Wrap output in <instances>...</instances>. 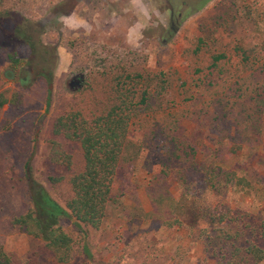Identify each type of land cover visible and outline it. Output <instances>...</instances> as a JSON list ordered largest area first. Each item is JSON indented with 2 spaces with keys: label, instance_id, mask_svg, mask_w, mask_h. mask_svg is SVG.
Listing matches in <instances>:
<instances>
[{
  "label": "rangeland",
  "instance_id": "rangeland-1",
  "mask_svg": "<svg viewBox=\"0 0 264 264\" xmlns=\"http://www.w3.org/2000/svg\"><path fill=\"white\" fill-rule=\"evenodd\" d=\"M163 16L161 0H0V245L15 264H264V0H204L168 36ZM117 86L143 112L129 128L139 145L126 144L96 228L60 219L72 249L57 262L11 223L28 208L24 163L64 207L83 159L53 124L103 113ZM174 117L197 150L189 177L175 159L163 177L149 151ZM213 164L234 174L218 192L199 169Z\"/></svg>",
  "mask_w": 264,
  "mask_h": 264
},
{
  "label": "trees",
  "instance_id": "trees-1",
  "mask_svg": "<svg viewBox=\"0 0 264 264\" xmlns=\"http://www.w3.org/2000/svg\"><path fill=\"white\" fill-rule=\"evenodd\" d=\"M239 50L241 57H245L244 49L240 47ZM220 57H222L221 54L212 55L211 66ZM43 76L46 81L45 106H47L50 79L47 74L43 73ZM119 78L120 76H118ZM111 93H113L112 100L103 113L87 121L84 118L77 120V114L71 112L58 117L53 124L56 133H61L63 137L72 138L78 142L83 159L82 168L71 173L67 178L70 196L64 207L57 203L41 184L32 179L29 163L25 162L23 166L28 191V208L13 217L11 223L27 236L40 240L43 250L57 262H68L72 249L71 237L61 229L60 219H71L72 224L77 228L81 224L96 228L104 215L105 206L110 200L112 179L119 162L124 158L123 153L125 152L126 156L133 153L125 150L126 144L139 145V142H132L135 137L131 135L129 128L136 110L138 113L143 112L139 111V106L137 109L132 107L128 88L124 90L117 86L111 90ZM139 99L140 110L143 109L145 112L152 103L150 96L148 99L146 91H142ZM143 105L144 107H142ZM160 109V102L157 101V110ZM197 115L204 116V113L199 110ZM178 122L174 117L164 132L162 128H159L156 137L154 134V145L149 150L153 153L159 151L163 154V156L158 155L157 157L159 172L163 177L167 174L172 159H175V165L182 163L179 170L176 167V173L180 174L181 178L184 173L185 177H189L187 174L189 171L185 170L183 164H190L197 151L194 145L188 143L178 131L176 132ZM156 138L157 140H155ZM199 169L204 177L205 185L212 192H218L223 183L230 182L234 176L233 171L224 170L215 164L206 168H203L202 165ZM243 183L248 184L246 180H243ZM199 211L202 213L201 209ZM206 211L211 212L207 208ZM207 221L212 225L215 223L213 214H208ZM242 229L243 227H240L238 231L240 232ZM261 230L264 233V229ZM0 264H15L1 245Z\"/></svg>",
  "mask_w": 264,
  "mask_h": 264
},
{
  "label": "flooded vegetation",
  "instance_id": "flooded-vegetation-1",
  "mask_svg": "<svg viewBox=\"0 0 264 264\" xmlns=\"http://www.w3.org/2000/svg\"><path fill=\"white\" fill-rule=\"evenodd\" d=\"M150 1V0H148ZM163 5H164V10L166 11V18H165V24H166V35L168 36L170 34L171 31H174L176 28V25L178 24V22L188 13H192L196 10V8L204 1V0H161ZM150 15L151 18L153 17H157L158 14V7L154 6L153 4H150ZM154 8V9H152ZM153 13H155V15H153ZM159 15V14H158ZM160 16V15H159ZM162 16V15H161ZM160 16V17H161ZM155 20V19H154ZM6 22L2 23L1 25V29L2 27H6ZM17 24H12V26H7L6 29L7 31H9L10 34L13 33V31L15 32V28H16ZM165 40V38H164ZM75 81H78V83L80 84L81 81V77L77 76L74 78V81L72 80V82L75 83Z\"/></svg>",
  "mask_w": 264,
  "mask_h": 264
},
{
  "label": "water",
  "instance_id": "water-1",
  "mask_svg": "<svg viewBox=\"0 0 264 264\" xmlns=\"http://www.w3.org/2000/svg\"><path fill=\"white\" fill-rule=\"evenodd\" d=\"M72 80L74 81V79H72ZM72 80L70 81V85L79 86V83H78V81H75V83H74V82H72Z\"/></svg>",
  "mask_w": 264,
  "mask_h": 264
}]
</instances>
